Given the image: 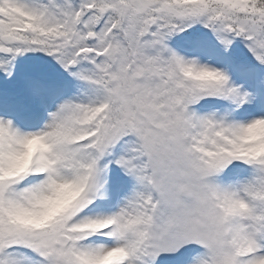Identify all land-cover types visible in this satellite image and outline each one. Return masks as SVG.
I'll use <instances>...</instances> for the list:
<instances>
[{
	"label": "snow or ice",
	"instance_id": "obj_1",
	"mask_svg": "<svg viewBox=\"0 0 264 264\" xmlns=\"http://www.w3.org/2000/svg\"><path fill=\"white\" fill-rule=\"evenodd\" d=\"M0 264H264V0H0Z\"/></svg>",
	"mask_w": 264,
	"mask_h": 264
}]
</instances>
